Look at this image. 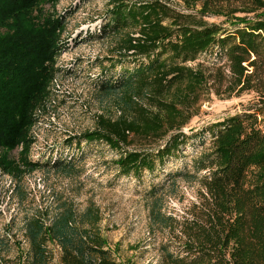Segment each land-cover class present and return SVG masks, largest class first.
Wrapping results in <instances>:
<instances>
[{
    "label": "trees",
    "instance_id": "16d2710c",
    "mask_svg": "<svg viewBox=\"0 0 264 264\" xmlns=\"http://www.w3.org/2000/svg\"><path fill=\"white\" fill-rule=\"evenodd\" d=\"M55 1L0 0V166L19 175L14 179L16 194L20 166L27 171L37 168L24 157L29 131L48 98L55 72L51 63L62 49V20L44 10V5ZM199 1L203 14L224 17L235 31L223 36L216 25L164 27L159 23L163 5L113 0L107 27L113 25L114 32L141 25L140 38H129L127 43L145 62L101 81L95 90L100 96L115 98L116 109L122 112L119 120L125 110L133 111L143 102L154 108L158 116L152 122H144V118L142 122L148 125L142 130L145 135H138L153 145L142 151L123 150L129 135L140 130L132 122L123 129L118 125L120 128L86 132L83 138L102 141L119 152L115 164L121 174L153 171L195 136L181 132L178 122L188 116L197 96L179 97L175 102L163 99L188 76L178 62L194 60L212 47L224 51L227 73L216 67L215 75H208L213 77L215 92L240 95L253 91L257 99L243 113L213 125L217 131L211 130L210 146L192 159V171L178 174L186 181L198 177L200 184L196 201L183 215L162 214L160 197L153 196L151 216L171 238L160 245V264H264V119H260L264 114V0ZM235 3L244 8L234 9ZM238 12L254 15L237 17ZM163 54L169 57H161ZM190 78L195 80V90H201L203 75ZM150 83L156 86L142 92ZM20 146V164H16L9 154ZM51 168L67 175L74 167L58 159ZM94 220L91 207L79 213L72 203L61 200L51 217L35 211L24 220L28 248L17 264H49L48 242L59 248L60 264H116L104 238L89 227Z\"/></svg>",
    "mask_w": 264,
    "mask_h": 264
},
{
    "label": "rangeland",
    "instance_id": "374dc122",
    "mask_svg": "<svg viewBox=\"0 0 264 264\" xmlns=\"http://www.w3.org/2000/svg\"><path fill=\"white\" fill-rule=\"evenodd\" d=\"M146 1L165 7L159 13V23L164 27L216 25L223 36L236 29L222 16L203 14L199 0ZM127 2L135 3L136 0ZM114 4L113 0H56L52 5H44L47 14L62 20V49L51 63L55 72L48 98L43 109L37 111L29 131L30 143L24 157L37 168L27 171L20 166L22 176L16 194L14 179L19 175L0 166V264H17L27 250L22 229L25 218L35 211L51 217L59 200L72 203L79 213L91 207L95 220L89 227L104 238L116 264H160V245L171 238L151 216L153 196L160 197L158 204L162 214L176 218L183 215L196 201L200 184L198 177L186 181L178 174L192 171V159L210 146L211 130L217 131L213 125L243 113L257 99L253 91L240 95H236V91L230 95L223 94V90H219L220 94L215 92L213 77L208 78V75L210 72L215 75L216 67H222L227 73L224 51L212 47L194 60L178 62L188 76L173 85L163 99L175 102L179 97L197 96L188 116L178 122L181 132L195 136L179 149V153L165 159L153 171L121 174L115 164L119 152L102 141L84 140L83 134L120 128L118 125L123 129L132 122L140 130L129 135L123 150L142 151L153 143L138 135H145L142 130L148 125L144 122L154 121L158 113L143 102L133 111L125 110L119 120L122 112L117 111L115 98H105L95 90V85L101 81L115 78L123 69H133L145 62L144 58L133 54L127 43L129 38H140L141 25H129L114 32L110 28L113 25L107 27ZM232 7L244 8L238 3ZM253 15L235 14L247 18ZM161 57L167 59L169 56L163 54ZM193 74L204 77L199 91L195 90V80L190 78ZM155 86L150 83L142 92H149ZM260 119H264V114ZM21 151L22 146L11 151L9 160L20 164ZM2 155L0 150V157ZM58 159L73 163V171L66 175L52 169ZM47 248L49 264H60L56 244L48 242Z\"/></svg>",
    "mask_w": 264,
    "mask_h": 264
}]
</instances>
